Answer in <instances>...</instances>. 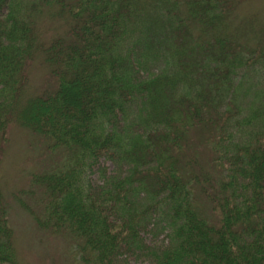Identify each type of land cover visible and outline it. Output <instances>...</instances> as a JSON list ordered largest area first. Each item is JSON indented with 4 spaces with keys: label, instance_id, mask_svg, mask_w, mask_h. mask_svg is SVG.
<instances>
[{
    "label": "trees",
    "instance_id": "trees-1",
    "mask_svg": "<svg viewBox=\"0 0 264 264\" xmlns=\"http://www.w3.org/2000/svg\"><path fill=\"white\" fill-rule=\"evenodd\" d=\"M247 1L0 0V149L11 123L38 139L25 204L78 264H117L151 219L159 264H264V95L238 77L264 69V17ZM37 57L49 82L27 96ZM100 156L127 175L91 187ZM7 214L0 191V264H17Z\"/></svg>",
    "mask_w": 264,
    "mask_h": 264
},
{
    "label": "rangeland",
    "instance_id": "rangeland-1",
    "mask_svg": "<svg viewBox=\"0 0 264 264\" xmlns=\"http://www.w3.org/2000/svg\"><path fill=\"white\" fill-rule=\"evenodd\" d=\"M239 11L242 15L254 13L262 18L264 17V0H249L240 7ZM44 23L48 25V21L44 20ZM51 33L47 29V32L42 35L49 38ZM151 68L156 69L152 66ZM258 70L259 72L255 74L247 72L248 76L245 77V71L242 69L238 77H244L243 88H248L251 84L254 92L258 89L264 95V69L258 68ZM25 73L28 81L27 96L39 93L49 82L48 68L41 58L37 57L30 61ZM246 83H249L247 87ZM244 100L242 98V101ZM39 143L26 128L11 123L1 144L0 191L8 205L7 218L12 229L11 244L14 257L17 264H78L70 256L72 251L69 243L60 237L46 233L43 228L35 224L36 212L25 204L28 200L30 201L26 189L31 181L30 174L41 169L40 163L46 160ZM86 164L84 176L91 187L102 185L108 180L123 178L127 175L129 168L126 163L105 156L90 158ZM18 192H24L19 193L23 194L20 201ZM144 196V192L138 193L137 200L141 203ZM152 213L155 215L154 210ZM146 223L139 231L141 245L134 247L133 251L119 255L117 264H159L162 252L169 246L166 222L156 225L151 219V222Z\"/></svg>",
    "mask_w": 264,
    "mask_h": 264
}]
</instances>
